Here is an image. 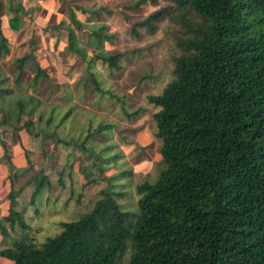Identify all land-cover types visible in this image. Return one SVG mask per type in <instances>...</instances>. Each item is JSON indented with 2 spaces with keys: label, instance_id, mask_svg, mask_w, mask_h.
I'll return each instance as SVG.
<instances>
[{
  "label": "trees",
  "instance_id": "1",
  "mask_svg": "<svg viewBox=\"0 0 264 264\" xmlns=\"http://www.w3.org/2000/svg\"><path fill=\"white\" fill-rule=\"evenodd\" d=\"M163 1L174 5L151 14L133 30L154 34L171 9L189 29L180 43L183 53L175 59L174 80L161 94L147 97L160 109L154 114L164 166L159 177L138 185L137 211L123 209L126 193L101 191L90 212L64 223L61 233L41 247L25 236L0 250V264H122L127 253L129 264H264V0H140L136 6ZM6 2L9 25L18 29L24 4ZM4 8L0 0V57L10 54ZM76 10L90 12L94 19L105 9ZM69 15L74 28H66L67 50L86 60L76 34L85 25L74 10ZM92 36L100 48L113 38L105 27ZM123 57L101 49L89 66L102 62L119 71ZM29 62L34 64L35 83L48 78L35 52L17 60V71L21 74ZM6 82L0 73L2 94L9 92ZM17 108L23 113L24 102ZM124 112L133 118L144 110ZM21 120L18 116L16 131L33 136L32 120L20 127ZM110 129L102 125L97 133ZM0 146L10 171V208L0 218V234L9 238L17 226L31 229L16 210L20 193L15 190V178L29 170H16L1 139ZM49 187L41 171L32 203Z\"/></svg>",
  "mask_w": 264,
  "mask_h": 264
},
{
  "label": "rangeland",
  "instance_id": "2",
  "mask_svg": "<svg viewBox=\"0 0 264 264\" xmlns=\"http://www.w3.org/2000/svg\"><path fill=\"white\" fill-rule=\"evenodd\" d=\"M6 1L4 32L10 54L0 57V73L7 79L4 87L9 92H0V139L15 159L16 170H29L15 178V190L20 193L16 210L23 213L31 229L23 231L17 226L9 238L0 234V250L25 236L41 247L61 233L64 223L75 222L90 212L102 197L101 191L126 193L121 200L123 209L138 210V185L155 182L164 167L154 119L160 109L149 104L147 97L161 94L174 80L175 59L183 53L180 43L189 30L180 14L171 9L154 34L143 28H137L135 34L136 24L174 5L163 1L137 7L140 0H56V4L17 0L23 2L25 10L20 13L19 28L12 29ZM77 8L105 10L92 19L90 12L83 15ZM70 10L85 25L76 34L86 60L67 50L66 28L73 27ZM102 27L113 38L100 48L92 33ZM101 49L108 54H124L122 69L110 70L102 62L90 68V59ZM32 52L48 74L37 83L34 64L29 62L21 74L17 71V60ZM90 72L99 81L98 87ZM20 101L24 102L23 113L17 108ZM124 109L129 113L143 109L144 113L128 118ZM18 116L22 117L20 127L32 120L33 136L16 131ZM102 125L112 129L98 134ZM4 154L0 146V165L4 167L0 177L9 175ZM41 171L51 187L32 203L35 178ZM5 182L0 183V218L9 207L4 199ZM129 260L127 253L122 264H129Z\"/></svg>",
  "mask_w": 264,
  "mask_h": 264
},
{
  "label": "crops",
  "instance_id": "3",
  "mask_svg": "<svg viewBox=\"0 0 264 264\" xmlns=\"http://www.w3.org/2000/svg\"><path fill=\"white\" fill-rule=\"evenodd\" d=\"M45 3L46 4H49V3H55L56 4V0H46L45 1ZM79 20H81V18L79 17ZM82 21V20H81ZM41 67H42V65H41ZM43 68V67H42ZM21 134H23V133H21ZM13 161L12 162H14V160L15 159H12ZM15 163V162H14ZM13 163V164H14ZM0 168H4L2 165H0ZM6 168H7V170H8V172H9V175H8V177H0V183L2 184L3 182H4V180H6V182H5V184H7V190H6V192H5V194H4V199L5 198H8V194H9V192H10V184H9V176H10V171H9V167L8 166H6ZM1 171V170H0ZM8 201V200H7ZM9 208H10V202H9V207H8V210H9ZM7 214H8V211H7ZM7 214H5V215H3V216H6ZM9 262V261H8ZM11 263V262H10Z\"/></svg>",
  "mask_w": 264,
  "mask_h": 264
}]
</instances>
